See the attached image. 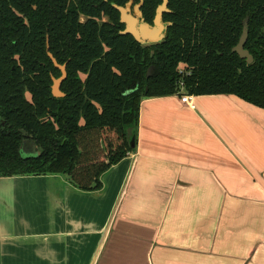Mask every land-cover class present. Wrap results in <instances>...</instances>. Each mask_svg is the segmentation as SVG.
<instances>
[{
    "label": "trees",
    "instance_id": "16d2710c",
    "mask_svg": "<svg viewBox=\"0 0 264 264\" xmlns=\"http://www.w3.org/2000/svg\"><path fill=\"white\" fill-rule=\"evenodd\" d=\"M164 0H0V177L67 175L83 191L136 149L144 98L235 94L264 108V0H168L144 44L115 5L154 24ZM245 23L248 63L233 48ZM66 64L63 97L52 92ZM37 156L24 157L25 139ZM136 145L133 146L132 143Z\"/></svg>",
    "mask_w": 264,
    "mask_h": 264
},
{
    "label": "crops",
    "instance_id": "0c3cea01",
    "mask_svg": "<svg viewBox=\"0 0 264 264\" xmlns=\"http://www.w3.org/2000/svg\"><path fill=\"white\" fill-rule=\"evenodd\" d=\"M191 101L144 98L136 149L100 192L58 176L25 179L22 209L0 220V264L261 261L264 108L235 94Z\"/></svg>",
    "mask_w": 264,
    "mask_h": 264
},
{
    "label": "water",
    "instance_id": "95a60500",
    "mask_svg": "<svg viewBox=\"0 0 264 264\" xmlns=\"http://www.w3.org/2000/svg\"><path fill=\"white\" fill-rule=\"evenodd\" d=\"M117 9L121 13V20L126 24V29L124 33L133 34L136 39L144 44L147 43H156L162 41L166 36V31L168 27V23L164 22V12L168 7V0H164L163 4H161L156 13V17L154 19V24H150L146 22V20L142 17V11L140 6L136 7L135 13L130 11L129 6H119L115 5ZM249 35V27L248 24L245 23L243 33L241 35L239 43L233 48V52H237L242 59H246L248 63H252L254 61V56L251 52L245 48L246 42L248 40ZM50 57L53 59L55 65L61 70L62 75L58 78L53 77V85L52 92L55 97H63L65 93L61 90V85L63 81L67 78V69L66 64L58 63L57 59L54 57L52 53H49ZM30 145V146H29ZM28 145L27 141L24 143V148L28 150V147H32L33 155L25 154L26 157L38 155L35 144L32 142ZM133 146L136 145L135 142L132 143ZM110 170V169H109ZM108 172V171H107ZM105 172L102 176V181ZM58 176L61 179H64L65 183H67L72 188L80 191V192H100V190L96 191H83L76 186H74L69 180L66 174H41V175H13V176H1L0 177V220H4L5 216L15 215L17 210L22 209L24 204V200L22 198V190L24 186L27 184L25 179L28 178H36V177H52ZM25 180V182H24ZM34 181V180H32ZM24 182V184L22 183ZM33 186L37 188V190H43L40 194L45 193L47 190V185H42L37 181L33 182ZM32 199V198H31ZM7 205H11V209L13 211H6L4 208ZM12 217V216H11ZM15 217V216H13ZM3 235V234H2ZM18 262L21 260L17 259Z\"/></svg>",
    "mask_w": 264,
    "mask_h": 264
},
{
    "label": "flooded vegetation",
    "instance_id": "af4514ba",
    "mask_svg": "<svg viewBox=\"0 0 264 264\" xmlns=\"http://www.w3.org/2000/svg\"><path fill=\"white\" fill-rule=\"evenodd\" d=\"M27 141V143H28V145L30 144V143H34L35 144V149H36V151H37V153H38V151H39V149H38V146L36 145V143H35V141L34 140H32V139H29V138H27V139H25L24 140V142H23V146H24V143ZM23 146H22V148H23ZM30 146V145H29ZM28 154H30V155H33V152L31 151L32 150V147H28ZM39 154V153H38Z\"/></svg>",
    "mask_w": 264,
    "mask_h": 264
},
{
    "label": "built area",
    "instance_id": "2783aa9c",
    "mask_svg": "<svg viewBox=\"0 0 264 264\" xmlns=\"http://www.w3.org/2000/svg\"><path fill=\"white\" fill-rule=\"evenodd\" d=\"M182 100H183L184 102L190 103V105H192L193 107H195L194 104H193L192 101H191V95H188V94L183 95V96H182Z\"/></svg>",
    "mask_w": 264,
    "mask_h": 264
},
{
    "label": "rangeland",
    "instance_id": "374dc122",
    "mask_svg": "<svg viewBox=\"0 0 264 264\" xmlns=\"http://www.w3.org/2000/svg\"><path fill=\"white\" fill-rule=\"evenodd\" d=\"M29 150H26L25 148H24V146H23V148H22V153H23V155H25L27 152H28ZM40 152V150L38 151V153ZM35 156H37V155H35ZM24 157H26V156H24ZM113 225V224H112ZM111 229V228H110ZM251 264H254V263H251ZM257 264H264V258L262 257V260L261 261H259Z\"/></svg>",
    "mask_w": 264,
    "mask_h": 264
}]
</instances>
